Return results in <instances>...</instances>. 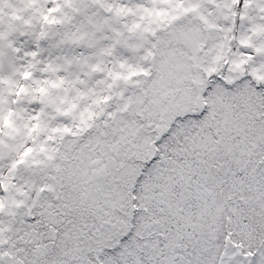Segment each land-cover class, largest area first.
Wrapping results in <instances>:
<instances>
[{
    "label": "snow or ice",
    "instance_id": "obj_1",
    "mask_svg": "<svg viewBox=\"0 0 264 264\" xmlns=\"http://www.w3.org/2000/svg\"><path fill=\"white\" fill-rule=\"evenodd\" d=\"M0 264H264V0H0Z\"/></svg>",
    "mask_w": 264,
    "mask_h": 264
}]
</instances>
